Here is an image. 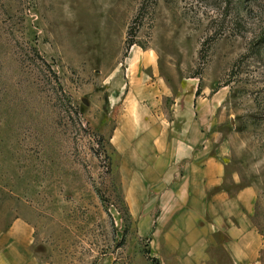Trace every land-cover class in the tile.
<instances>
[{
  "label": "rangeland",
  "instance_id": "1",
  "mask_svg": "<svg viewBox=\"0 0 264 264\" xmlns=\"http://www.w3.org/2000/svg\"><path fill=\"white\" fill-rule=\"evenodd\" d=\"M151 87L166 118L194 96L264 237V0H0V227L30 224L39 260L187 263L156 232Z\"/></svg>",
  "mask_w": 264,
  "mask_h": 264
},
{
  "label": "crops",
  "instance_id": "2",
  "mask_svg": "<svg viewBox=\"0 0 264 264\" xmlns=\"http://www.w3.org/2000/svg\"><path fill=\"white\" fill-rule=\"evenodd\" d=\"M174 93L151 87L140 94L148 101L143 124L162 127L152 139L159 174L156 232L165 242L162 251L181 255L187 263L191 259L185 256L195 255L198 264L206 258L209 264H260L264 237L253 222L255 189L239 188L233 177L230 186L235 189L230 191V154L225 148L214 151L198 129L194 96L183 105L174 96L169 118L154 113L155 102ZM34 242V230L25 220L0 227V264H51L38 259Z\"/></svg>",
  "mask_w": 264,
  "mask_h": 264
},
{
  "label": "trees",
  "instance_id": "3",
  "mask_svg": "<svg viewBox=\"0 0 264 264\" xmlns=\"http://www.w3.org/2000/svg\"><path fill=\"white\" fill-rule=\"evenodd\" d=\"M133 45H134L133 42H128V44H127L128 49L131 48ZM197 94H198V93H197ZM151 260H152L153 262H156L155 259H151Z\"/></svg>",
  "mask_w": 264,
  "mask_h": 264
}]
</instances>
